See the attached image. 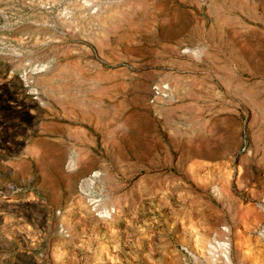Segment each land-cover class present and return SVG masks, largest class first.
I'll return each instance as SVG.
<instances>
[{"label": "rangeland", "instance_id": "1", "mask_svg": "<svg viewBox=\"0 0 264 264\" xmlns=\"http://www.w3.org/2000/svg\"><path fill=\"white\" fill-rule=\"evenodd\" d=\"M0 264H264V0H0Z\"/></svg>", "mask_w": 264, "mask_h": 264}, {"label": "bare ground", "instance_id": "2", "mask_svg": "<svg viewBox=\"0 0 264 264\" xmlns=\"http://www.w3.org/2000/svg\"><path fill=\"white\" fill-rule=\"evenodd\" d=\"M70 164H69V167H72L73 166V164H74V162L72 161V160H70V162H69ZM97 175V174H96ZM247 251V250H246ZM222 257L226 260V261H228V251H227V247L225 246V245H223V255H222ZM250 258V257H249Z\"/></svg>", "mask_w": 264, "mask_h": 264}]
</instances>
